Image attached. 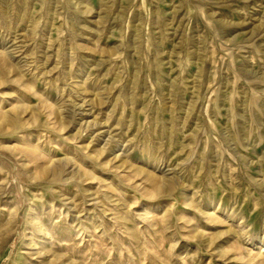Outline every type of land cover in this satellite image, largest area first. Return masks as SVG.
Listing matches in <instances>:
<instances>
[{"label":"rangeland","instance_id":"obj_1","mask_svg":"<svg viewBox=\"0 0 264 264\" xmlns=\"http://www.w3.org/2000/svg\"><path fill=\"white\" fill-rule=\"evenodd\" d=\"M0 264H264V0H0Z\"/></svg>","mask_w":264,"mask_h":264},{"label":"bare ground","instance_id":"obj_2","mask_svg":"<svg viewBox=\"0 0 264 264\" xmlns=\"http://www.w3.org/2000/svg\"><path fill=\"white\" fill-rule=\"evenodd\" d=\"M15 128L16 120H14V118H11L7 113L0 116V136L3 132H14Z\"/></svg>","mask_w":264,"mask_h":264}]
</instances>
